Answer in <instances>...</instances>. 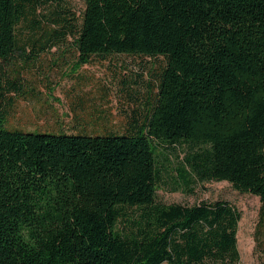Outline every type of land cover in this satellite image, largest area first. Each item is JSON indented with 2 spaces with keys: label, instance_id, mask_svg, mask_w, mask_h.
I'll list each match as a JSON object with an SVG mask.
<instances>
[{
  "label": "trees",
  "instance_id": "obj_1",
  "mask_svg": "<svg viewBox=\"0 0 264 264\" xmlns=\"http://www.w3.org/2000/svg\"><path fill=\"white\" fill-rule=\"evenodd\" d=\"M42 1L0 0V264L238 262L241 213L230 202L157 201V147L187 144L177 181L256 194L264 224V0H84L81 15L44 13ZM67 35L79 65L161 59L142 120L105 134L5 127L9 92L25 93L6 63Z\"/></svg>",
  "mask_w": 264,
  "mask_h": 264
},
{
  "label": "rangeland",
  "instance_id": "obj_2",
  "mask_svg": "<svg viewBox=\"0 0 264 264\" xmlns=\"http://www.w3.org/2000/svg\"><path fill=\"white\" fill-rule=\"evenodd\" d=\"M64 7L81 15L85 2L43 0L38 9L49 14ZM21 28L27 39L31 30L26 22L21 24ZM60 42L52 44L37 59L28 45L6 63L11 76L20 71L25 91L23 95L8 94V97L16 98L5 121L7 129L75 132L85 127V131L105 134V129L123 131L131 117L144 118L154 100L156 78L162 67L160 58L115 53L105 58L94 56L89 63L79 65L72 37L67 35ZM188 151L187 144L158 145L161 178L157 201L185 205L201 201L230 202L241 213L237 233L240 259L234 264H264L260 197L237 190L227 180L198 182L192 188L182 186L177 181V167ZM129 214L134 216L137 212L129 209ZM125 223L123 220L119 225L125 228L128 225ZM201 264L229 263L207 260Z\"/></svg>",
  "mask_w": 264,
  "mask_h": 264
}]
</instances>
